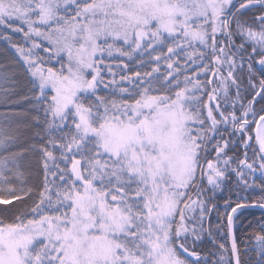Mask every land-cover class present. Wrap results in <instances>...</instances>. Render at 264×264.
<instances>
[{"label": "snow or ice", "instance_id": "6c2138e0", "mask_svg": "<svg viewBox=\"0 0 264 264\" xmlns=\"http://www.w3.org/2000/svg\"><path fill=\"white\" fill-rule=\"evenodd\" d=\"M0 43V264H223L224 244L198 249L233 187L228 264H246L233 229L264 210V0H0ZM253 235L247 264H264Z\"/></svg>", "mask_w": 264, "mask_h": 264}, {"label": "trees", "instance_id": "16d2710c", "mask_svg": "<svg viewBox=\"0 0 264 264\" xmlns=\"http://www.w3.org/2000/svg\"><path fill=\"white\" fill-rule=\"evenodd\" d=\"M253 12H249L248 16L245 17L247 19L248 17L253 16ZM4 45L0 43V47H3ZM251 51V48H249V52ZM2 63V62H0ZM12 69H14L16 73V79L19 81V86L24 91H27V85L25 77L23 76V73L21 71V65L16 64L13 66H10ZM6 87H11V85H5ZM234 95V90H233ZM205 99H207L205 97ZM215 107V105H213ZM259 110V107L257 106V111ZM8 107L0 104V119L3 118V115L8 112ZM242 153V149H241ZM231 154V153H230ZM251 154V153H250ZM39 156L34 153H28L27 158L25 161V171L26 176L25 179L29 180V182H33L36 175V170L39 168ZM42 179V175H41ZM17 186H19V182H15ZM237 191L240 192V196L243 197L245 193L243 191H240L239 189H236L233 187V189L229 191H225L224 193L217 192L216 197L217 199L213 201V203L218 205L217 210H214L211 214V220H212V230L214 233V238L217 241L216 245H211L209 242L208 244L202 246L201 249H198V251H202V253H212L213 255H210V260H219V255L221 254V249L219 248L220 244H224L227 252H224V261L223 264H228V260L230 257V250L228 246V235H227V218L226 215H223L226 211H229V209H226L224 205V200L229 197V195L232 196L233 199L236 198ZM209 196H211V193H209ZM258 198V197H253ZM221 216H223V219H221ZM264 212L262 211H256V210H247L244 212V214L241 216V218L236 222L234 226V236L237 240V243L239 247L241 248V251H244L245 249L248 250L247 255L243 257L246 264L249 260V258H254L255 251L258 247V242L254 238V233H261V228L264 227ZM12 218L9 217L8 220H11ZM217 225H220V227H217ZM205 227H209L207 221L205 222ZM207 236V233L205 234Z\"/></svg>", "mask_w": 264, "mask_h": 264}, {"label": "water", "instance_id": "95a60500", "mask_svg": "<svg viewBox=\"0 0 264 264\" xmlns=\"http://www.w3.org/2000/svg\"><path fill=\"white\" fill-rule=\"evenodd\" d=\"M248 210H256V211L264 212V210H262V209H248ZM233 233H234V229H233ZM228 246H229V250L231 251V240L229 237H228Z\"/></svg>", "mask_w": 264, "mask_h": 264}, {"label": "rangeland", "instance_id": "374dc122", "mask_svg": "<svg viewBox=\"0 0 264 264\" xmlns=\"http://www.w3.org/2000/svg\"><path fill=\"white\" fill-rule=\"evenodd\" d=\"M219 257H220V255H219Z\"/></svg>", "mask_w": 264, "mask_h": 264}]
</instances>
